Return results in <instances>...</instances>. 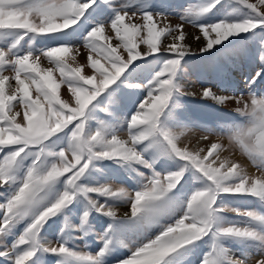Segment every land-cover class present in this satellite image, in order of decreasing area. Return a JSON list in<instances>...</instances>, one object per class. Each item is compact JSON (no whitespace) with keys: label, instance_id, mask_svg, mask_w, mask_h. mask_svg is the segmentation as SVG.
I'll return each instance as SVG.
<instances>
[{"label":"snow or ice","instance_id":"1","mask_svg":"<svg viewBox=\"0 0 264 264\" xmlns=\"http://www.w3.org/2000/svg\"><path fill=\"white\" fill-rule=\"evenodd\" d=\"M175 7L0 0V264H189L204 248L199 264H264V0ZM171 15L198 29L202 46L185 43L184 23H166ZM81 46L86 63L76 59ZM193 60L219 83L187 91L181 80ZM242 60L251 66L241 88L232 72ZM189 97L235 101L236 115L193 120ZM190 127L227 146H182Z\"/></svg>","mask_w":264,"mask_h":264},{"label":"rangeland","instance_id":"2","mask_svg":"<svg viewBox=\"0 0 264 264\" xmlns=\"http://www.w3.org/2000/svg\"><path fill=\"white\" fill-rule=\"evenodd\" d=\"M169 3L173 4L175 7V12H181L183 8L189 7V6H194L199 3V0H168ZM225 4L229 2V0H223ZM254 2V0H253ZM225 11H231V9H225ZM166 23H170L172 25H176L179 23H184L183 21L180 20L179 15H171L168 17ZM162 26V25H160ZM184 30L186 33L185 36V43H187L190 47L193 49H197L199 46H202L199 40H197L195 37L200 36L199 30L194 28L192 25L184 23ZM202 40V36H201ZM168 43L171 42V39L167 41ZM77 62L78 63H86L87 59V50L81 46L80 48V54L77 56ZM258 61V56L256 57ZM44 66L47 65V61H43ZM251 64L248 61H240L238 64V67L235 71L232 72V78L235 80L240 87L242 88L243 84V76L241 73H246ZM90 70H86V74L89 73ZM4 75H12L10 71H5ZM201 81H207L209 83H206L204 86H211L212 84H218L219 81L211 75L209 72L205 71L204 66L201 64L200 61L198 60H193L190 61L188 64L185 65V75L183 79L181 80V83L186 86L187 91H195L199 92L200 91V86H201ZM135 83H141V82H146L143 81L142 79H137L134 81ZM235 86V84L233 85ZM213 90H216L215 88ZM61 94L62 98L67 99L69 96V93L67 92L66 86H61ZM228 95H232V93H227ZM146 95V93H145ZM235 95H240V93H235ZM245 96H247V93H244ZM186 103L188 105L189 109V116L193 120H200L201 122L209 121V120H216L217 117H234L236 114L233 111L236 107L235 101H230L225 105H215V103L211 100H199L198 98H186ZM129 117L131 113H128ZM104 115L101 114L100 119H104ZM19 119V118H18ZM112 121H110L111 123ZM210 128H215V123H209L207 125ZM119 136L122 139H127L128 133H127V128H125L120 131ZM198 128H189L186 132L185 135L181 139V145L183 146L184 144H188L191 146H198V147H207L208 144L211 142H218V143H223L225 146H227V138L226 137H220L217 135H209L208 141H203L200 139L201 135H203ZM222 155L227 156L231 159H236L239 160L249 171L250 175H259L257 170L252 167L250 164H248L245 160V158L240 157L239 154L233 153L231 151H225L222 153ZM143 170V169H142ZM146 171V170H145ZM111 183L114 184H119L123 182V174L120 175L119 178L110 181ZM225 203H227L230 207H238L241 209H251L254 208L256 205L254 204L252 199L248 200H233V199H226ZM121 214L125 211L128 210L127 205H120L118 206L117 209ZM226 215L229 217V219H236V213L228 212ZM73 222H75L73 220ZM22 227V225H21ZM97 230H94L92 233H90L89 237L87 238V244L89 245V249L91 251H98L99 248V240L98 236L96 234ZM49 239L55 243V235L56 232L54 230H49L48 233H46ZM73 236H79L80 234L77 232L71 233ZM76 243L83 245L85 243L84 240H78ZM207 248H204L203 250H197L192 257L190 258L189 264H199V259L202 256V251H206ZM125 250L121 249L117 252V255L123 256ZM237 255H239L237 253ZM258 258V257H257ZM50 261V264H55V258L54 257H49L48 258ZM108 264H113L112 258L109 259Z\"/></svg>","mask_w":264,"mask_h":264}]
</instances>
